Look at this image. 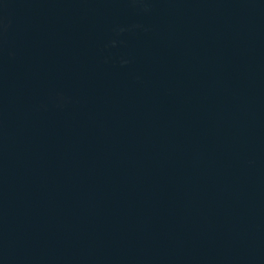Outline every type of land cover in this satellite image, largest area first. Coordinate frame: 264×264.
Instances as JSON below:
<instances>
[{
	"label": "water",
	"instance_id": "water-1",
	"mask_svg": "<svg viewBox=\"0 0 264 264\" xmlns=\"http://www.w3.org/2000/svg\"><path fill=\"white\" fill-rule=\"evenodd\" d=\"M0 264H264V0H0Z\"/></svg>",
	"mask_w": 264,
	"mask_h": 264
}]
</instances>
